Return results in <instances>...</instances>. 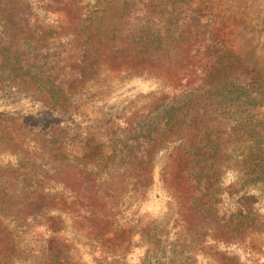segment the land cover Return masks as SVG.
<instances>
[{"label":"trees","instance_id":"16d2710c","mask_svg":"<svg viewBox=\"0 0 264 264\" xmlns=\"http://www.w3.org/2000/svg\"><path fill=\"white\" fill-rule=\"evenodd\" d=\"M36 1L44 7L63 2ZM187 1L124 0L122 16L97 51L88 46L82 36V50L71 66L74 72H68L67 76L72 83L64 86L39 81V76L43 75L40 71L33 75L29 72L35 63L41 60L47 63L48 57L40 52L43 45L33 41L31 23L27 22L24 34L26 53L5 51L8 47L0 46L4 50L0 54L5 56L0 67V83L17 90L14 83L21 79L22 61H26L27 68L30 67L27 79L35 82V86L27 88L28 93L33 90L31 99L25 103L22 101L24 111L32 121L14 112L18 102H13L10 111H0V143L14 147L12 161L1 168L13 176L9 180V192L14 194L13 207L17 208L8 213L7 193L0 195V223L6 229L8 244L0 263H10V260L14 263L13 259L19 256L20 242L15 241V237L19 239L15 231L20 234L24 230L34 231L36 220L43 219L46 210L43 208L44 196L39 191V176H49V181L69 191L73 206L68 212H74V218L80 220L83 227V221L89 215L82 217L79 212L86 210L91 203V190L106 186L113 177L110 171L114 170V176L120 177L117 183L124 184L108 192L119 191L120 199L125 197L124 201H118L116 209L131 197L135 199L150 191L156 196L165 195L168 200H172L175 193L183 194L189 199L188 209L194 221L189 230L192 228L193 236L202 234L204 244L205 240L209 242V248L202 243L199 249L205 258L202 263L210 264L214 249L220 261L215 264H251L253 257L251 261L246 257L248 253L243 252L241 238L229 236L224 229L231 226L229 223L236 222L237 229L250 230L251 242L254 238L264 242V123L259 118V107L264 102V79L252 74L243 59L212 32L210 19L190 9L191 4ZM27 6L30 21L32 10L29 3ZM160 6L163 11L168 7L170 10L168 17L157 23L153 20L158 17ZM65 12L67 16L72 14L69 7ZM9 26L13 32L24 33V24L21 26L18 21L17 24L9 23ZM98 69L106 76L112 73V69L119 71L117 75L129 73L127 77L154 84L151 95L158 97L153 106L139 117L124 122L127 134L132 135V130L139 129L140 136L150 137L152 131H158L156 126L164 121L158 140L149 147L147 161L134 155L133 146L121 141L117 146L110 137L108 141L98 137L97 144L106 149L105 153L95 145L94 124L108 121L110 114L104 113L100 106L93 118H84L78 111L77 94L82 82ZM34 111L39 115H33ZM117 118L124 120L119 114ZM133 120L136 122L134 126L130 124ZM5 131H13L22 138L8 137ZM61 166L73 169L70 176L76 179L75 182L69 183L65 176H59L57 168ZM130 168L137 170L136 173ZM144 178L148 181H143ZM242 194L253 196V203L244 209H230L221 214L224 205L232 207L226 201L241 199ZM54 209L61 214L56 207ZM230 211L233 212L229 214ZM122 212L124 215L125 210ZM67 215L65 213L63 219ZM122 217L120 212L116 214L118 224L123 222ZM85 224L90 235H78L75 239L73 233L71 236L75 241L70 245L60 242L59 234L65 230H60L56 223L54 228L52 225L44 228L46 240L35 241L37 234L33 232L28 241L44 244L42 256L37 261L47 259L48 263L62 264L59 260V251L62 250L66 259L104 264L94 261L90 252V243L102 244L105 238L103 228L95 231L93 225ZM57 228L60 232H56ZM138 237L139 234L134 232L123 239L122 235L111 238L113 243L121 238V246L128 244V240L131 243L137 241L138 245L133 242L128 249L122 247L126 251L116 257L120 264H145L144 261L172 264V259H180V255L183 264H193L188 262L187 250L182 252L172 246L170 251L171 246L165 238L161 239L163 236L155 238L147 232L143 238L137 240ZM79 238L86 243H80ZM76 249L81 253L78 258ZM132 250H144V258L130 263ZM150 250L154 253L145 259ZM157 252L163 255L164 261L155 256ZM108 255L111 257L112 254ZM150 258H154L153 263ZM255 263L264 264V255Z\"/></svg>","mask_w":264,"mask_h":264},{"label":"rangeland","instance_id":"374dc122","mask_svg":"<svg viewBox=\"0 0 264 264\" xmlns=\"http://www.w3.org/2000/svg\"><path fill=\"white\" fill-rule=\"evenodd\" d=\"M191 4L192 10H196L200 15L209 18L211 21L212 32L218 36L223 43L239 58L243 59L253 75H259L264 79V0H188ZM27 3L31 7L30 21L27 18ZM124 0H63L62 3L57 2L51 4L49 7H44L42 3H38L36 0H0V46H6L7 49L12 52L26 53L25 47V29L27 22L32 24V39L38 45H43L40 52L44 55H48L47 63L41 61L35 63L31 68H27L26 61H22V69L20 71V80L16 85L17 90L5 87V84L0 83V111L8 112L13 107V102L17 103L15 113L20 116L27 117L29 114L24 111L23 103L29 101L32 96L33 90L28 93L27 88L35 86V82L27 79V73L31 72L32 75L38 71L42 72V76H39V81L58 84L63 86L65 83H72L68 81V72L72 74L74 70L73 61L77 57L78 53L82 50V36H85V41L88 46L97 51L100 43L110 37L115 25L122 16ZM66 7L72 10L70 16L66 15ZM163 6L158 8V17L153 20L159 23L164 21L168 17L167 13L170 10L169 7L163 11ZM11 15V17H10ZM10 17L8 20L7 18ZM17 21L21 26L24 24V33L13 32L9 26L10 24H17ZM156 23V24H157ZM4 50L0 48V53ZM5 56L0 54V67L4 64ZM57 61L55 62V60ZM30 65V63H29ZM71 67V68H69ZM29 71V72H28ZM110 75H103L100 69L95 70L90 75L78 90V111L84 118H93L96 115L98 107L102 106L104 113H109V119L106 122H95L96 134L94 136V143L96 146L98 137L101 136V140L108 141L109 137L115 141V145L120 146L121 142H125L127 146H133L134 155L140 159L147 161L149 156L150 145L158 140V136L163 129L164 121L160 122L156 126L157 132L152 131L146 137L140 136L141 130H132V135H129L124 131V122L134 117H139L140 113H144L149 110L154 102H156L158 96H153L154 84L147 81V83H141L133 77H127L130 74L120 73L119 71L110 70ZM1 74V73H0ZM44 76V78H42ZM11 85V84H10ZM26 89V90H25ZM32 89V88H31ZM23 101V103H22ZM13 113V112H12ZM35 116L39 115L38 112H33ZM117 114L123 117L124 120H118ZM259 118L264 123V102L259 107ZM126 119V120H125ZM32 121V119H29ZM133 126L136 124L135 120L131 122ZM8 137L13 139H21L17 133L13 131L4 132ZM33 136V132H30ZM129 135V136H128ZM85 134L83 135V137ZM128 136V137H127ZM39 137V136H38ZM121 141V142H120ZM96 146L94 151H96ZM13 148L8 143H0V195H6L7 212L12 213L16 207H13V195L9 192V180L13 178L12 174L8 173L1 168L6 164H10L12 161ZM101 148V147H100ZM103 153L106 149L101 148ZM49 151L47 155H49ZM77 153V152H76ZM27 165V164H26ZM63 168V172L60 169ZM57 172L67 178L69 183L76 181L74 177H71L72 168L59 167ZM132 173H136L137 170H132ZM169 171V170H168ZM167 171V173H168ZM111 178L106 186L101 188L92 189L90 193V201L86 210L80 211V215H89L84 221V226H81V221L74 218V212H68L73 206L72 199H69V191L60 189L59 186L54 184V181H49V176H39V191L43 199V208L46 212L43 213L42 220H36L34 231L24 230L22 234L16 230V234L19 239L15 237V241L20 242L18 251L19 256H16L12 262L1 261L0 264H51L47 259L38 262L37 258H41L44 248V244H36L34 241H28L32 239L33 232H36V240H46L44 236V228L51 226L54 228V224L61 227L60 230H65V233L59 234V239L66 242L68 245L72 244L78 235H84L88 237L87 224H91L94 230L97 231L103 228L104 240L100 246L97 244H91L90 252L93 255L94 261L103 262L104 264L119 263L117 256L126 251L122 247H130L131 240H128V244L120 245L123 237L132 235L134 232L139 234L138 239L149 232L153 234L155 238L159 235L161 239L165 238L168 246H171L170 251L175 247L176 250L184 252L188 251L190 263L203 264L205 258L203 254L199 253L202 243V234L199 233L193 236V232L189 230V227H193L191 223L194 221L191 218V210L189 207V199L180 193H175L172 200L165 198V195L156 196L152 191L142 194L135 199L131 197L121 207L116 205L119 202L124 201L125 197L121 198V192H108L109 189H119L124 182L117 183L120 179L118 175L114 176V170L110 171ZM71 175V176H70ZM143 181H148V178H144ZM55 185V187H54ZM183 187V186H182ZM120 200V201H119ZM119 201V202H118ZM253 196H241V199L234 198L233 200L226 201V204H231L232 207L228 208L226 205L221 210V214L232 210L244 209L249 203H253ZM257 202H254V205ZM56 207L60 210L61 214H57L58 211L54 209ZM54 209L53 211H48ZM123 210L125 213L123 215ZM16 211V210H15ZM24 211V210H23ZM121 213L123 216V222L117 223L115 218L117 213ZM233 212L230 211L229 214ZM26 213V212H24ZM67 213V217L63 219V215ZM85 213V214H84ZM228 214V216H229ZM70 215V217H68ZM105 217V218H103ZM225 218V217H224ZM185 219V220H184ZM183 221V222H182ZM226 221V220H225ZM231 226H226L225 231L229 236L240 237L241 246L243 252L248 253V259L251 264L255 263L256 259L264 255V242L254 238L251 242L250 230L244 228H238L236 222L229 223ZM56 232H60L59 228L55 229ZM194 230V229H193ZM77 231V232H76ZM243 231V233H241ZM6 229H4L2 223H0V260L3 258L4 251H7V242L5 241ZM74 233V240L71 236ZM216 234V230H213ZM20 234V235H19ZM77 234V235H76ZM116 235V236H115ZM116 243L111 242V238L121 237ZM25 237L24 240H21ZM58 237V234H57ZM69 238V240H68ZM113 238V239H114ZM126 239V238H124ZM79 242L86 243V240L79 238ZM203 241V242H202ZM137 241L133 243L136 245ZM209 242L205 240V246ZM138 245V244H137ZM262 246V247H261ZM209 248V246H207ZM170 247H167L169 249ZM218 251V250H217ZM55 252H58L57 249ZM59 260L62 264H86L83 260H75V258H65L64 252L59 251ZM151 253L147 254L149 259L150 254L154 253V250H150ZM215 250L212 251V258L210 264H215L219 261V256L216 255ZM111 253V257L108 255ZM144 250L133 251L131 255V261L136 263L135 259L144 258ZM194 254V257L190 256ZM73 254V253H72ZM79 249L75 250V255L78 258L80 256ZM157 257H161L164 261V257L160 252H157ZM180 259L173 258L172 264H183ZM5 258V257H4ZM151 259V258H150ZM154 258L151 259L153 263ZM148 264L149 261H144ZM254 262V263H253ZM120 264V263H119ZM248 264V263H242Z\"/></svg>","mask_w":264,"mask_h":264}]
</instances>
